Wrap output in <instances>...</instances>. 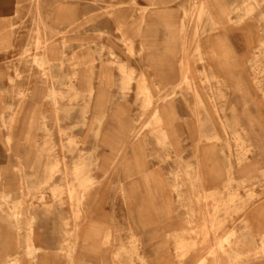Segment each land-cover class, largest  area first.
<instances>
[{"label": "rangeland", "instance_id": "374dc122", "mask_svg": "<svg viewBox=\"0 0 264 264\" xmlns=\"http://www.w3.org/2000/svg\"><path fill=\"white\" fill-rule=\"evenodd\" d=\"M159 178L177 264H264V0H0V220L55 264H157Z\"/></svg>", "mask_w": 264, "mask_h": 264}, {"label": "crops", "instance_id": "0c3cea01", "mask_svg": "<svg viewBox=\"0 0 264 264\" xmlns=\"http://www.w3.org/2000/svg\"><path fill=\"white\" fill-rule=\"evenodd\" d=\"M177 131L179 129L176 128L175 130H170L172 133H176ZM211 177L210 179L209 174L206 177L205 188L207 192L213 191L219 182L214 181L215 178L213 176ZM158 182L157 194L153 195V205L149 207V215L147 219L138 221L141 225L137 227L145 230L142 233V237L148 244L149 240L157 239V241L151 243L157 246V264H172L171 262L177 264L175 242H168L169 245L172 244L174 246V248L169 246L168 252L164 249H166L167 235L168 237L179 235L183 228V222L180 215H171L175 213V204L172 202V196L175 197V195L170 193L165 186H162L161 178L158 179ZM16 191L21 192L14 187L9 190L11 193H16ZM30 217L33 218V221H30L31 225L28 229L25 227L19 231L15 224L13 226L8 221L0 220V264H6L8 259L10 261L17 260L20 264H55V260L64 259L63 255L55 254L54 252L55 241L51 228L39 225L36 216L32 213ZM245 223L250 229L251 234L254 236H264V199L248 210L245 216ZM130 227L134 228L133 223L130 224ZM24 240L29 242L30 254L25 253L27 247ZM149 249L152 252L150 246ZM240 252L243 253V256L245 255L244 249ZM196 260H198V257H196Z\"/></svg>", "mask_w": 264, "mask_h": 264}]
</instances>
